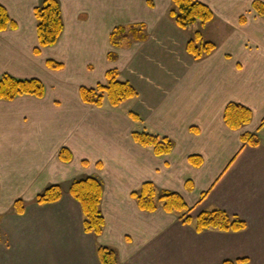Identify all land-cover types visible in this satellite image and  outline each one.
<instances>
[{
  "label": "crops",
  "instance_id": "1",
  "mask_svg": "<svg viewBox=\"0 0 264 264\" xmlns=\"http://www.w3.org/2000/svg\"><path fill=\"white\" fill-rule=\"evenodd\" d=\"M58 1L63 31L36 54L34 8L41 0H0L15 23L0 30V76L45 86L41 98L0 99V264H101V245L116 250L117 264H264V17L254 0H201L214 16L197 30L216 47L200 59L185 49L193 34L169 16L171 0ZM139 24L144 40L111 45L116 26ZM114 68L139 95L119 108L84 103L79 87L105 82ZM229 102L251 109L239 129L223 119ZM133 131L165 136L173 148L157 156L133 140ZM243 133L259 144H243ZM61 148L70 161L59 159ZM191 155L201 158L199 166ZM87 176L103 185L98 236L83 230L81 206L69 193L74 179ZM145 181L179 193L193 217L219 208L246 227L197 232L160 207L143 211L131 193ZM53 184L61 198L36 202ZM17 199L24 202L20 214Z\"/></svg>",
  "mask_w": 264,
  "mask_h": 264
},
{
  "label": "trees",
  "instance_id": "2",
  "mask_svg": "<svg viewBox=\"0 0 264 264\" xmlns=\"http://www.w3.org/2000/svg\"><path fill=\"white\" fill-rule=\"evenodd\" d=\"M152 5V2L149 1ZM252 8L258 15L264 17V2L254 0ZM37 20L38 45L34 48L36 54L40 53L41 48L54 45L59 39L63 28L61 7L58 0H41L34 8ZM177 26L186 28L194 23L205 25L213 19V11L201 0H171L168 11ZM244 21V17L240 18ZM9 26L14 27L15 23L10 19L5 7L0 4V30H5ZM146 38L144 24L139 25H118L110 34V42L113 46H119L124 40H144ZM216 44L209 40H204L200 30H197L185 44L186 51L194 58L200 59L210 54ZM109 58H115V53L110 52ZM47 65L54 69H59L62 64L48 60ZM80 99L87 104L101 107L108 104L113 108H119L124 102L136 98L139 93L137 89L127 80L121 79L117 69H109L105 73V82L97 83L93 87L80 86L78 89ZM34 95L43 97L45 86L37 78L21 79L9 74L0 76V99L13 100L20 95ZM128 114L136 119L137 115L132 111ZM252 116L251 109L236 103L229 102L224 109L223 119L226 125L232 129H239L247 124ZM264 124V118L261 125ZM134 141L142 146H149L155 155L161 156L168 154L173 148L172 141L157 134L146 131H133L131 133ZM243 144L257 145L259 138L251 133L241 135ZM59 159L68 162L72 159L71 152L67 148H61ZM190 162L199 166L201 158L198 155H191ZM69 193L79 202L83 215V230L96 236L103 231L105 219L100 209L103 193L102 182L93 176L74 179L69 186ZM136 200L139 209L153 212L157 208H162L168 213L177 214L184 223L194 225L197 232L209 229L220 231H240L246 227V221L235 214H230L223 209L204 210L196 216H191V208L183 197L174 191L159 190L151 181H145L140 188L131 193ZM203 196L205 193L202 194ZM62 196L60 185L53 184L40 192L35 201L38 203H51L59 200ZM17 213L24 210V202L17 199L14 202ZM98 259L101 264H117V252L114 248L101 245L97 249ZM244 259L225 260L221 264H239Z\"/></svg>",
  "mask_w": 264,
  "mask_h": 264
},
{
  "label": "rangeland",
  "instance_id": "3",
  "mask_svg": "<svg viewBox=\"0 0 264 264\" xmlns=\"http://www.w3.org/2000/svg\"><path fill=\"white\" fill-rule=\"evenodd\" d=\"M199 27V24L198 23H195L194 25H190L189 28H188V31L192 32V34L195 33V31L198 29ZM208 30H204L205 31V36H210L211 33H212V28L210 26V28H207Z\"/></svg>",
  "mask_w": 264,
  "mask_h": 264
}]
</instances>
